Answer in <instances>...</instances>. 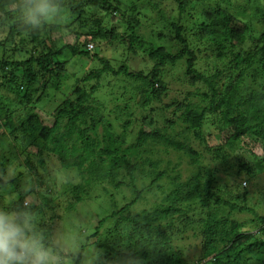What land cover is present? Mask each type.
<instances>
[{"label":"trees","instance_id":"trees-1","mask_svg":"<svg viewBox=\"0 0 264 264\" xmlns=\"http://www.w3.org/2000/svg\"><path fill=\"white\" fill-rule=\"evenodd\" d=\"M81 1H83L82 6L77 0H55L59 15L73 18L71 23H66L67 26L74 28L76 26V29L85 33L83 28L89 26L86 13L89 17L97 18L95 25L100 26L109 14L117 11L124 20L127 17L126 23L129 32L116 31L109 34L103 30L102 33L105 36H113L112 38L117 39L120 43H126L129 54L146 57L144 67L139 70L131 69L127 63L122 64L118 69H114L108 59L100 57L95 52L93 53L95 54L94 57L104 64L103 68L92 69L90 75L85 79H99L107 72L115 77L127 76L128 80L132 81L130 88L136 93L135 95L141 96L137 104L143 108L149 106L153 112L163 109L156 106L155 102L156 104L161 102L170 90L165 78L171 69L183 66V75L179 80L200 85L194 94L199 98V101H193V99L186 97L165 105L168 108L174 106V114L180 112L177 121L181 123V129L177 122L176 125L174 124V121L169 122L168 126L164 125L163 128L157 126L153 129L154 117L151 119V117L145 116L149 118L151 124L140 126L133 133V142L129 146L133 148L134 152L147 154L146 158L158 156L161 153L167 155H175L176 153L181 157L189 154L196 155L194 145L188 142L191 132L197 139H200L201 135L198 131L214 127L218 129L223 140V146H221L222 143L218 146L215 145V152L218 153L216 158L220 155L223 156L222 152L225 147L229 148L226 156L232 152H237V145L240 144L242 150L246 149L256 159H260V162H264V93L254 90L248 94L245 85V76L249 74V69L251 70L253 65L261 63L262 73L264 72V0H244V3H241L240 0H141L140 5L153 13L150 17L153 24L162 26V30L155 29L149 38L143 37L136 31L135 24L138 21L136 22L132 17L136 9L133 0ZM127 1L131 2L132 9V15L129 18L127 12L122 8L125 3H128ZM26 2L27 0H0V32L6 31V36L0 38V46L7 48L8 45L11 54L15 55L17 50L14 48L15 44L23 43L28 37H31L33 44L30 46L28 43L29 49L37 51L36 54L32 53L26 60L11 61L6 58L0 61V67L4 65L8 67L14 64L19 67L18 70L23 69L22 75H17V71L15 74V70L12 71L11 77L7 79V85L1 86L0 90L6 89L16 99L22 100L24 98L29 102L32 100L31 91L34 85L41 82V78L55 77L57 75L55 66H63V64L60 65L62 61L58 58L61 56L60 54L68 52L86 57H91L93 54H91L92 50L88 48V44L92 43L88 38H85L82 43L77 40L75 44L67 43L61 45L59 50H55L54 45L51 44L57 38L51 40L48 29L49 37L42 35L43 26L46 29V26L51 24L48 20L52 21L53 17H48L37 29L23 24V21L19 25L20 14L13 10L10 5L14 4L22 10ZM139 7L137 6L138 10ZM248 17H253L256 20L248 22L246 21ZM156 34L163 42L159 43L156 40ZM247 43H251V46L247 47ZM46 48L47 50H45ZM203 54L210 55L222 62V66L216 67L217 73L213 71L209 73L198 67V64L203 61ZM252 77L258 81L253 73ZM262 77L264 78V75ZM201 83H203L202 88ZM157 84L159 88L156 87ZM261 85L264 88V84ZM98 88L99 83L93 85L90 91L82 90V95L70 103L71 110L59 111L56 122L52 126L43 124L36 115L34 121L24 120L22 123V119L21 132L24 141L28 142L26 139L30 138L29 141L33 146L58 154L65 166L78 165L81 167L87 157H83L79 161L74 151L76 145H71L69 142L74 138L75 141H80L83 144L84 149H90L92 143L95 144L97 140L100 141L96 126L102 119L107 118L108 112L86 105L93 98ZM93 101L96 102V100ZM125 108H128V105ZM85 109L88 112L92 110L94 113L90 128L95 129L97 138L88 135L89 127L82 128L79 122L83 119ZM1 111L0 114L5 118V122L0 124V136H2V129L7 127L13 128V133H15L17 128L15 124L11 125L13 120L9 117V113L3 109ZM119 112L123 113L124 109H120ZM66 115L69 116V135L57 138L55 134L58 131L59 119ZM129 115L133 118L131 113ZM119 116L118 120L122 121L123 127L120 137L121 141L124 142L126 136L131 133L129 127L132 121L128 119L124 122L125 114ZM113 127L114 125H112ZM42 141L44 144L41 147ZM99 146L97 145L101 155L97 160L94 159L91 162V173L97 179H103L109 175V170L104 165L105 162L108 166L114 165L117 169L124 167L136 192L134 199L123 206L119 212L135 205L141 199L143 190L152 192L155 187L157 189H169L160 206L157 205L153 209L143 210L140 213L130 211L127 214L129 221L135 222L137 227L140 226L147 232L149 231L151 237L148 243L153 244L154 236L157 238L153 245L149 244V246L152 245L151 254L153 257L152 260L148 261L149 264H190L187 258L183 256L184 249L176 248L177 246L173 243L175 232L172 233L173 236L168 235V230L171 229L169 223H174L175 216L187 220L191 208L193 209L200 204L209 206L206 201L211 198H215L219 204H226L228 213L221 214V209L214 211L210 208L208 217L198 229L200 234L194 233V239L188 237L189 233L183 237L188 242L200 238V241L195 243L197 246L195 249L198 251H195L196 255L192 258V264H241L247 252L264 248V241L250 242L251 238H256V234L243 231L244 224L232 219L230 215L234 212H254L253 209L217 196L213 191L214 174L212 170L207 169L208 171L204 173L205 180L202 181L203 174L200 173L202 168L200 164L193 163L194 167L197 168V173L191 176V180L179 183L175 181V175H169L172 186L168 184V187L157 185L158 181L166 176L165 171H159L157 175L151 177V182L146 188L138 189L134 181L135 175L141 167L133 159L134 153L127 154L125 147L118 149L120 146L112 141L106 143L102 148ZM70 154L75 157L71 159ZM168 161L174 170L177 163H173L170 159ZM149 165H151L149 174H155L152 170L156 171V162H150ZM247 165L248 163L244 162L242 166L247 167ZM248 170L251 173V168ZM111 171L114 173L112 168ZM1 186L2 177L0 175V188ZM202 197L207 199L204 200ZM23 206L25 205L22 200L20 204L15 205V208ZM259 219L264 224V216H260ZM103 222L104 220L100 224L102 225ZM38 229L40 230V228ZM40 231L51 232V228L47 231L45 229ZM138 245H140L139 241ZM109 251L111 254L130 257L129 254L120 253L113 247L108 248L106 252ZM69 256L74 255L69 254ZM81 258L82 254L75 259L74 264H80Z\"/></svg>","mask_w":264,"mask_h":264},{"label":"rangeland","instance_id":"rangeland-1","mask_svg":"<svg viewBox=\"0 0 264 264\" xmlns=\"http://www.w3.org/2000/svg\"><path fill=\"white\" fill-rule=\"evenodd\" d=\"M77 1L81 3V6L83 5V1ZM133 1L136 6L133 15L131 2L125 3L122 8L127 12L128 18L132 15L135 21H138L135 24L136 31L143 37L149 38L155 29L162 30L161 25L153 24V20L150 18L153 13L148 8L140 5L141 0ZM243 1L240 0L241 3H244ZM137 6H140L139 10ZM10 7L20 14L19 25H21V21L25 24L21 15V8L14 4H11ZM66 14L68 16V12ZM86 16L89 26L83 28L85 33L76 29V26L74 28L66 25V23L72 22V17H61L58 14L52 21L48 20L51 24L46 26V29L43 26L42 35L49 37L47 34L48 29L50 30L51 40L57 38L51 44L54 45L55 50H59L61 45L75 44L77 40L82 43L85 38H88L89 41L95 44V49L91 51V54L96 52L95 54L100 57L108 59L114 69H118L125 63L135 70L144 67L146 57L129 54L126 43H120L117 39H113V36H105L102 33L103 30L109 34L116 31L129 32L126 23L127 17L124 20L119 12L113 11L101 22L100 26H96L95 19L97 18L89 17L87 13ZM250 20L256 19L253 17L246 19L248 22ZM151 25L153 26L149 28ZM4 36H6V31L0 32V38ZM155 38L159 43L163 42L158 34ZM28 43L30 46L33 44L31 37H28L23 43L15 44L14 48H17L15 55L11 54L8 45L7 48L0 46V61L6 58L11 61L26 60L32 53L36 54L37 51L32 50V52L29 49ZM246 46H251V43H247ZM26 50L28 51L26 52ZM63 53L58 57L62 61L60 65L63 64V66H55L57 69L55 77L41 78V82L34 85L31 91V101L28 102L24 98L22 100L16 99L6 89L0 90V113H2V109L7 111L9 117L13 120L11 125L15 124L17 128L15 133H13V128H3L2 131L5 133L1 132L2 136H0V175L2 177L0 208L15 209V205L20 204L23 200L24 205L34 213L36 227L46 231L51 228V232L57 231L61 235V239L69 250L68 254L74 255L70 256L72 257L70 264H74L75 259L80 254H82L80 264H149L148 261L153 259L151 247L157 238L154 236L153 244L148 243L151 237L149 231L147 232L143 227H137V223L129 221L127 214L130 211L140 213L143 210L153 209L157 205L160 206L164 202L169 189H157L155 187L152 192L143 190L141 199L135 205L119 212L123 206L131 202L136 196L127 170L124 167L117 169L114 165L108 166L105 162L104 165L109 170V175L103 179H97L91 173V162L94 159L97 160L101 155L97 145L100 144L99 147L102 148L106 143L112 141L120 146L118 149L125 147L127 154L134 153L133 159L141 167L135 175L134 181L138 189L146 188L151 182V177L157 175L159 171H165L166 176L160 179L157 185L168 187L167 185L170 184L169 175H175V181L179 183L191 180V176L197 173V168L194 167L193 163L200 164L202 168L200 173L203 174L202 181L205 180L204 173L208 171L207 169L212 170L214 174L213 191L217 196L226 198L240 206H248L254 211L234 212L230 214L231 218L243 223L242 230L246 233L256 234V238H251L250 242L264 241V224L259 219L260 216H264V162H260V159H256L246 149L242 150L240 144L237 145V152H232L229 156H226L229 148L225 147L222 152L223 156L220 155L216 158L218 153L215 152V145L218 146L223 140L217 128L209 127L198 131L201 135L200 139H197L193 132L190 134L188 142L194 145L196 155L189 154L181 157L176 153L175 155L161 153V155L146 158L147 154L134 152L133 148L129 146L133 142V133L140 126L151 124L149 118L145 116H149L151 119L154 117L153 129L157 126L160 128H163L164 125L168 126L171 121H174L175 125L177 122L181 129V123L177 121L180 112L174 114V106L168 108L165 105L186 97L193 99V101H199V98L194 94L200 87L198 84L179 80L183 75V66L175 67L168 73L165 81L170 90L161 102L157 104L155 102L156 106L163 109L153 112L149 106L143 108L137 104L141 96L135 95L136 93L130 88L132 81L128 80L127 76L115 77L107 72L99 79H85L90 75L92 69L103 68L104 64L94 57L95 54L86 57L68 52ZM205 56L206 54L202 55L203 61L198 64V67L209 73L212 71L217 73L218 69L216 67L222 66V62L210 55ZM255 65L251 70L249 69V74L245 76L248 94L254 90L264 93V88L261 85L264 84L262 65L261 63ZM18 68L14 64L8 67L5 65L0 67V87L7 85V79L11 77L12 71L15 70V74L17 71V75H22L23 69L18 70ZM252 73L258 78V81H255ZM97 83H99V88L86 105L108 112V116L96 126L100 141L97 140L95 144L91 142L92 147L90 149H84L83 144L80 141H75L74 138L69 142L71 145H76L74 151L79 161L83 157H87L81 167L78 165L65 166L58 154L33 146L29 141L30 138L26 139L28 142L24 141L21 132L22 119V123L24 120L34 121L36 115L43 124L52 126L56 122L59 111L71 110L70 103L76 101V98L82 95V90L90 91L91 87ZM158 86L157 84L156 87L159 88ZM126 105H128V108H125ZM120 109H124V112L120 113ZM130 113L133 118L130 117ZM92 114H94L92 110L88 112L85 109L83 119L79 122L82 128L89 127L88 135L97 138L95 129L90 128ZM120 114H125L127 117L124 118V122L128 119L132 121L129 127L131 133L126 136L124 142L121 141L120 137L123 129L122 121L118 120ZM68 118L69 116L66 115L64 118L59 119L58 131L55 134L57 138L69 135ZM4 122L5 118L0 114V124L2 125ZM112 125H114L113 128ZM114 139L115 141H113ZM43 144L42 141L41 147ZM221 146H223V143ZM69 157L73 159L75 156L70 154ZM169 159L173 163H177L174 170L172 164H169ZM150 162H156V171L152 170L155 174H149V171H151ZM244 162L251 165V167H248V165L243 167ZM111 168L114 173L110 172ZM250 168L251 173L248 170ZM202 198L207 199L206 197ZM206 203L209 206L200 204L193 209L191 208L187 220L175 216L174 223H169L171 229L168 230V235L171 236L175 232L173 243L177 246L176 248L184 249L183 256L187 258L190 264L193 263L192 258L196 255L195 251H198L195 249L197 247L195 243L200 241V238L188 242L183 237L189 233L188 237L194 239V233L200 234L198 229L208 217L210 208L214 211L221 209V214L228 213V206L217 203L215 198L209 199ZM257 215L259 216L257 217ZM102 220L104 222L101 225ZM138 241L140 245H138ZM149 244L152 245L149 246ZM110 247L120 253L129 254L130 257L111 254L110 251L106 252ZM241 264H264V248L247 252Z\"/></svg>","mask_w":264,"mask_h":264},{"label":"clouds","instance_id":"clouds-1","mask_svg":"<svg viewBox=\"0 0 264 264\" xmlns=\"http://www.w3.org/2000/svg\"><path fill=\"white\" fill-rule=\"evenodd\" d=\"M58 14L55 0H27L21 11L24 23L33 28ZM89 44L94 45L93 51L95 44ZM35 224L28 207L0 208V264H70L72 257L61 235L42 232Z\"/></svg>","mask_w":264,"mask_h":264},{"label":"built area","instance_id":"built-area-1","mask_svg":"<svg viewBox=\"0 0 264 264\" xmlns=\"http://www.w3.org/2000/svg\"><path fill=\"white\" fill-rule=\"evenodd\" d=\"M88 46H89V49H92L94 47L93 44H89Z\"/></svg>","mask_w":264,"mask_h":264}]
</instances>
